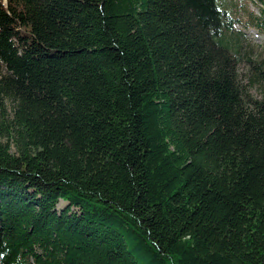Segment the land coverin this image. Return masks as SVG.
Returning <instances> with one entry per match:
<instances>
[{"label":"trees","instance_id":"trees-1","mask_svg":"<svg viewBox=\"0 0 264 264\" xmlns=\"http://www.w3.org/2000/svg\"><path fill=\"white\" fill-rule=\"evenodd\" d=\"M232 23L0 0V264H264V54Z\"/></svg>","mask_w":264,"mask_h":264},{"label":"rangeland","instance_id":"rangeland-1","mask_svg":"<svg viewBox=\"0 0 264 264\" xmlns=\"http://www.w3.org/2000/svg\"><path fill=\"white\" fill-rule=\"evenodd\" d=\"M224 8L229 11L232 18L234 29H239L244 33L247 44L243 47L248 52L246 56L251 58L262 57L264 54V32L250 24V20L260 14L263 8L259 0H224ZM254 92L259 93V88H253ZM6 109L11 111L8 101H5ZM3 141L5 138H0ZM14 149V147H12ZM66 204L63 199L59 200L57 207L60 208Z\"/></svg>","mask_w":264,"mask_h":264}]
</instances>
